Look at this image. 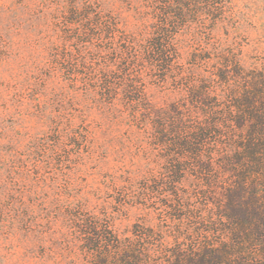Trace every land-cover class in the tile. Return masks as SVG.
Returning <instances> with one entry per match:
<instances>
[{"label": "rangeland", "instance_id": "1", "mask_svg": "<svg viewBox=\"0 0 264 264\" xmlns=\"http://www.w3.org/2000/svg\"><path fill=\"white\" fill-rule=\"evenodd\" d=\"M96 1L129 32L138 34L153 22L152 12H140L138 2ZM64 5L0 0V264H88L68 228L69 214L80 208L105 213L122 236L141 224L164 232L171 244L174 237L183 241L195 227L188 229V208L174 212L179 199L194 204L207 192V218L230 182L228 176L214 182L198 174L190 158L158 144L150 121H133L121 92L102 103L64 81L50 57L60 45L55 24ZM176 27L178 64L200 65L194 67L197 76L208 77L220 55H235L246 70L264 71V0H224L216 20L191 17ZM154 74L142 72L154 110L184 98L171 74ZM172 158L186 165L169 187Z\"/></svg>", "mask_w": 264, "mask_h": 264}, {"label": "trees", "instance_id": "2", "mask_svg": "<svg viewBox=\"0 0 264 264\" xmlns=\"http://www.w3.org/2000/svg\"><path fill=\"white\" fill-rule=\"evenodd\" d=\"M127 1L138 2L140 12H152L153 22L138 34L127 31L96 0H59L65 11L56 18L60 45L54 46L51 63L60 65L64 81L100 96L102 103L121 92L125 106L133 109V121H150L158 144L190 158L198 174L214 182L228 176L230 182L207 218L202 216L211 200L207 192H200L194 204L179 199L174 212L188 208V229L195 227L183 241L174 237L171 244L167 234L141 224L122 236L108 215L81 208L69 214L73 240L88 264H264V71L246 70L235 55H220L222 62L208 77L197 76L194 62L187 69L178 64L176 26L203 15L216 20L224 0ZM146 68L154 76L171 74L184 98L154 110L145 92ZM175 162L170 159L167 168L169 187L185 170L186 163Z\"/></svg>", "mask_w": 264, "mask_h": 264}]
</instances>
